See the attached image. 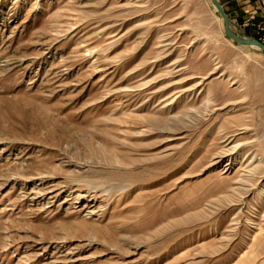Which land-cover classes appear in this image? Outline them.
Instances as JSON below:
<instances>
[{"label":"rangeland","instance_id":"rangeland-1","mask_svg":"<svg viewBox=\"0 0 264 264\" xmlns=\"http://www.w3.org/2000/svg\"><path fill=\"white\" fill-rule=\"evenodd\" d=\"M0 264H264V55L211 0H0Z\"/></svg>","mask_w":264,"mask_h":264},{"label":"crops","instance_id":"crops-1","mask_svg":"<svg viewBox=\"0 0 264 264\" xmlns=\"http://www.w3.org/2000/svg\"><path fill=\"white\" fill-rule=\"evenodd\" d=\"M231 22L256 36V28L264 26L263 0H218Z\"/></svg>","mask_w":264,"mask_h":264},{"label":"water","instance_id":"water-1","mask_svg":"<svg viewBox=\"0 0 264 264\" xmlns=\"http://www.w3.org/2000/svg\"><path fill=\"white\" fill-rule=\"evenodd\" d=\"M211 3L222 18L223 31L227 38L239 45L255 47L264 55V43L254 37L243 35L239 30L234 32L231 28L232 22L219 1L211 0Z\"/></svg>","mask_w":264,"mask_h":264},{"label":"bare ground","instance_id":"bare-ground-1","mask_svg":"<svg viewBox=\"0 0 264 264\" xmlns=\"http://www.w3.org/2000/svg\"><path fill=\"white\" fill-rule=\"evenodd\" d=\"M225 156V154L224 155H221V156H218V158H222V157H224Z\"/></svg>","mask_w":264,"mask_h":264},{"label":"built area","instance_id":"built-area-1","mask_svg":"<svg viewBox=\"0 0 264 264\" xmlns=\"http://www.w3.org/2000/svg\"><path fill=\"white\" fill-rule=\"evenodd\" d=\"M264 41V40H263Z\"/></svg>","mask_w":264,"mask_h":264}]
</instances>
